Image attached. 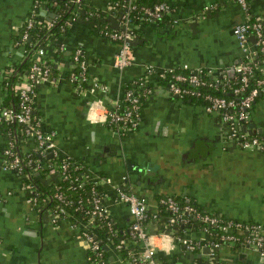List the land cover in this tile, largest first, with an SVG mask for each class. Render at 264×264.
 <instances>
[{
  "label": "crops",
  "instance_id": "0c3cea01",
  "mask_svg": "<svg viewBox=\"0 0 264 264\" xmlns=\"http://www.w3.org/2000/svg\"><path fill=\"white\" fill-rule=\"evenodd\" d=\"M111 1L82 0V7L100 16L75 18L55 42L42 43L44 56L57 72L53 82L38 84L34 110L42 128L53 131L56 150L80 162L83 169L79 175L94 179L97 190L107 193L102 198L109 209L106 218L121 232V242L131 252H141L145 244L124 232L133 216L127 204L118 201L114 184L127 186L143 197L150 212L160 206L161 197L171 195L226 218L264 224V149L237 147L227 139V126L217 113L171 96L155 75L146 77L149 91L147 88L142 96L135 128L91 119L88 110L97 100L109 108L122 103L124 89L145 77L146 65L233 73L245 56L233 34V26L243 18L242 7L234 0H164L173 10L159 22L146 20L139 26L132 44L134 60L118 69L114 57L119 42L100 29L104 23L120 24V11L108 9ZM52 3H41L40 21L46 22V16L54 12ZM248 4L252 15L264 22V0H248ZM33 5L34 0H0V101L6 95L2 71L23 61L36 47L26 52L20 42L30 39L22 26L31 18ZM76 48L87 63L88 80L81 87L66 75ZM249 121L254 123L252 131L264 138V91L254 102ZM16 133L19 152H37L39 158L35 137L22 130ZM6 143L0 124V264H91L81 224L71 218L53 222L50 211L30 200L17 172L3 167ZM39 169L31 171L37 175ZM55 177L54 172L41 173L35 179L49 187ZM146 225L156 245L154 258L160 264H199L209 257L202 252L204 247L188 250L178 240V236H205L192 221L172 229L156 219ZM105 248L110 264H122L119 249ZM255 251L246 245L224 244L217 249L215 260L218 264H264Z\"/></svg>",
  "mask_w": 264,
  "mask_h": 264
},
{
  "label": "built area",
  "instance_id": "2783aa9c",
  "mask_svg": "<svg viewBox=\"0 0 264 264\" xmlns=\"http://www.w3.org/2000/svg\"><path fill=\"white\" fill-rule=\"evenodd\" d=\"M243 9V18L233 26V34L239 45L242 47L245 56L244 59L234 66V72L222 69L219 72H213L207 68H189L188 66H180L186 69V72H175L176 67H166L156 69L151 65L145 66V77L140 78V83L144 85L147 75L162 76L164 73L170 72L171 78L163 84L171 96H196L203 95L206 99L202 105L204 111L208 113H217L219 118L227 126L226 137L232 141L237 147L243 149H264V138L250 133L242 128L250 120V111L253 103L258 96L264 91V22L261 18L254 17L249 9L248 0H234ZM71 16L66 20L65 26L75 18L86 16H100L99 12H91L82 7V0H71ZM138 5L133 0H112L108 4L109 11H120V24L118 26L101 24V33L113 40L119 42V48L114 57V65L118 69H123L132 64L134 60L132 44L137 32L134 31L132 11ZM140 8V7H139ZM138 11L137 18L141 20H160L164 15H169L173 7L164 0L156 1L151 6H144ZM55 15V14H54ZM55 17L47 19V26L53 25ZM174 21V20H173ZM34 19L29 18L27 26H31ZM63 25V27H64ZM26 37V34H24ZM54 41V38H48L47 43ZM35 60L29 66L28 70L23 71L20 75V80L17 82L19 100L17 105L0 106V122L8 121L21 125L24 135L35 137L37 142V151L40 157H45L47 152H51L52 156H62L56 150L53 141V131L44 130L41 125L40 117L34 115V94L38 84L42 80L54 81L55 77H49V67L45 66V60L42 58L45 54V45L40 43L34 49ZM74 62L79 66L78 72L71 71L69 79L74 81L77 86L81 87L87 80V63L81 54V50L76 48L72 56ZM237 73L236 84H232L230 76ZM205 74V75H204ZM204 75V77H203ZM205 76H210L209 82ZM188 84L198 88H190ZM211 85L215 90L223 92L229 89L234 96L220 95L218 93L211 94L210 92H202L199 88L201 85ZM249 88L246 91V88ZM149 91V88L147 89ZM246 91V92H244ZM235 96H239L236 98ZM142 97L133 92L129 88L124 90L122 103L116 104L114 108H109L102 104L101 100L89 104V117L91 119H101L106 122H113L121 125L124 128H135L139 124V109L141 106ZM11 135L7 139L6 145L2 149V165L4 168L13 169L20 176L24 172L26 165L32 164L33 169L46 167V174H56L55 180L60 178H68L75 186L82 187L86 182H90V203L91 207L87 211L88 219L85 223H80L82 226L81 234L87 246V260L91 264H110L108 256L104 255L102 245H108L114 249H119L123 243L118 242L113 244L112 237L107 240L100 239L96 233L88 230L87 222L92 223L94 220L108 217V207L103 205L102 198L107 197V193L97 190L96 181L94 179L83 178L81 175H70L67 171L69 161L65 155L59 163V168L55 160L44 162L42 158H35L31 153L22 155L15 146L14 136L17 130L8 131ZM33 157V158H32ZM31 173L27 172L29 176ZM81 177V178H80ZM72 184V183H71ZM25 186L24 183H22ZM34 183H29V187L33 189ZM117 199L119 202H125L128 210L133 216V221L128 228V234L142 240L145 244L141 252L134 253L126 250V255L122 257V264H160L155 260L156 245L151 240L152 233L146 229L147 222L150 219L162 220L165 227L172 229L174 226L183 224V222L192 221V224L197 226L194 221L198 222V227L206 236L200 239H192L178 236V240L188 250L201 249L208 246L210 252L205 261L199 264H218L215 260L217 249L224 244H241L252 249L258 250L264 256V224L259 222H251L244 220H235L226 218L219 214L202 211L197 206L191 203L181 204L175 197L168 195L160 198V206L157 210L150 212L148 205L143 197L129 189L127 186L114 184ZM58 187V185H55ZM50 197L55 201L63 200L60 191L53 192ZM30 200L35 202L39 207L36 196H29ZM51 213L53 222H57L63 218H71L66 208L59 202L54 209H47ZM167 213H162V212ZM202 222V225L199 224ZM107 226L112 235L117 234V229L113 226L111 220L107 221ZM211 227H216L217 231L212 232ZM208 234H213L208 238ZM106 250V248H105Z\"/></svg>",
  "mask_w": 264,
  "mask_h": 264
},
{
  "label": "trees",
  "instance_id": "16d2710c",
  "mask_svg": "<svg viewBox=\"0 0 264 264\" xmlns=\"http://www.w3.org/2000/svg\"><path fill=\"white\" fill-rule=\"evenodd\" d=\"M50 1H53V11L55 13L54 17L56 18L53 25L51 26H47L45 24V22H42L39 20V11H40V5L41 3H48ZM138 7L135 9V12L132 11L131 15L134 21V24L136 25V27H134V31L137 32L139 26L144 23L146 20H141L137 18V15L139 14L138 11L141 10V7L144 6H151L153 5L156 1H152V0H133ZM72 2L71 0H34V5L32 10H30V14L32 15L31 18L34 19V22L31 24V26H27V22L22 26V31L23 33L26 31L28 33V36H30V39H21L20 42L21 44L24 46V50H26V52L30 50V48H32L33 46H37V44L40 43H44L46 42V40L49 38L48 36H51L52 34L55 35V41L57 40V36H59L62 32H64L66 30V26L64 25L66 20L70 18L72 12H71V8H72ZM140 7V8H139ZM29 14V15H30ZM164 18H167V15L163 16ZM162 18V19H164ZM160 19V20H162ZM160 20H156V21H160ZM64 25V27H63ZM48 37V38H47ZM35 51L32 50L30 51L29 54H27V57L21 61V62H16L13 63L10 66H6L4 68V70L2 71V79H1V84H2V89L3 91L6 92V95H4L3 100L0 101V106H11V105H17V101L19 100V94H18V86H17V82L20 80V75L23 71L28 70L29 66L32 64V62L35 60V58H37L35 56ZM45 60L44 65L49 67V77H55L56 76V72H57V68L54 66V63H52L49 59H47V57H42ZM79 66L77 65L76 62L73 61L72 57H71V67L69 68V70L66 72L67 74V78L69 77V73L71 71L73 72H78L79 71ZM175 72H186L187 70L178 66L174 68ZM171 73L167 72L164 73L162 76H156L157 77V81H159L162 84H166L170 78H171ZM205 75V74H204ZM203 75V77H204ZM205 78L208 80L207 82L210 81L211 77L210 76H205ZM230 80L232 84H236L238 81L235 82V80H237V73L233 74L230 76ZM188 87L190 88H198L195 87L194 85L188 84ZM133 89L134 93H138L141 97L144 96L147 92V88H149V86L144 85L143 83H140V79H137L136 81L132 82V84L130 83L129 85L126 86V89ZM201 89L202 92H210L211 94H220V95H226V96H234L232 94V92L227 89L226 91H222V90H215L211 85L208 84H204L201 85L199 87ZM249 88H246V91ZM244 91V92H246ZM204 94L202 95H196V96H173L176 98H180L183 100H191L193 102L199 103L200 105H203L206 101V99L203 97ZM236 98H239V96H235ZM256 101V100H255ZM33 106L35 107V101L33 102ZM254 105V103H253ZM34 115L36 117H39V113H37L34 110ZM0 124L3 127V132L6 135L7 139H9L11 137V135H8V131L10 130H17L19 131L21 129V125L16 124V123H12V122H8V121H2L0 122ZM111 125L114 124L113 122L110 123ZM118 125V124H116ZM31 156L38 157L37 152H30ZM64 155L62 156H54V157H50V156H45V157H41L43 160V164H45L44 162L47 161H51V160H55L56 164L59 168V163L61 161V159L63 158ZM65 157H67L68 161H69V167L67 168V172L70 175H78L80 174V171L83 169V166L80 162H77L76 160H74L71 156L65 155ZM32 164L26 165L24 167V172L21 173L20 175V179L21 182L25 184L24 189L27 191L28 196H36L37 198V202L38 204L41 205L42 208L44 209H54L55 206L60 202L61 205H63L67 212H69V215L71 216V219L74 220L75 222H82L85 223L88 219L89 213L87 212L90 207H91V203H90V182H86L84 184V186L82 187H78L75 186V184L73 182H70V180H68V178L64 179V178H60V180H55L51 186H45L43 184H41L39 179H35L36 176H39V174H44L46 172V170H48L46 167H41L42 169H39V174L35 175V171H31V169H33ZM27 172H30L31 174L28 176ZM39 178V177H38ZM81 178V177H80ZM33 182V189H31L29 187V183ZM72 183V184H71ZM55 185H58V187H55ZM60 191V193H62L63 196V200H54L50 197V195L55 192V191ZM176 199L183 205L185 203H191L195 206H197L198 209L203 210L202 208H200L198 205H196L195 203L189 202L188 200L186 201V199H180L177 198ZM162 213H167L162 212ZM217 214V213H216ZM220 215V214H219ZM222 216V215H221ZM224 217V216H223ZM110 220V218H99L94 220L92 223H88L87 222V228L90 231H93L96 233L98 238H102L104 240H107L108 237H112L113 239V244L121 242V232L120 234L117 233L116 235H112L111 232L109 231V228L107 226V221ZM238 220V219H235ZM245 221V220H244ZM254 222V221H251ZM194 223H196V225L198 226V222L194 221ZM202 225V222L199 223ZM212 232H216L217 228L216 227H211ZM126 234H128L127 231H124ZM206 236V235H205ZM213 234H208V238L212 237ZM123 243V242H121ZM102 250L104 255H107V250H105V247L102 245ZM118 253L121 255V257H124L126 255V249L124 248V246L119 248ZM142 264H147V263H142ZM163 264H166L163 261Z\"/></svg>",
  "mask_w": 264,
  "mask_h": 264
},
{
  "label": "water",
  "instance_id": "95a60500",
  "mask_svg": "<svg viewBox=\"0 0 264 264\" xmlns=\"http://www.w3.org/2000/svg\"><path fill=\"white\" fill-rule=\"evenodd\" d=\"M54 12H50L46 18L48 19H51L53 16H54ZM242 128L245 129V130H248V132L250 133H254L252 131V128H254V123L252 121H248L246 124L242 125ZM49 156H51V153H49ZM151 168V166L149 167ZM106 247V246H105ZM202 252L204 253H208L210 252V248L208 246H205L203 249H202ZM255 252H257V254H259L261 256V260L264 261V256L260 254V252L258 250H256ZM169 264H173V262H169Z\"/></svg>",
  "mask_w": 264,
  "mask_h": 264
}]
</instances>
